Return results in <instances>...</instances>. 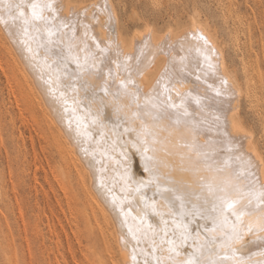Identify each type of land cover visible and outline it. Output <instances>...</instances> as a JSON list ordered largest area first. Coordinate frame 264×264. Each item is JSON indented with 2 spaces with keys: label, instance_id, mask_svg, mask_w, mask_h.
<instances>
[{
  "label": "bare ground",
  "instance_id": "6f19581e",
  "mask_svg": "<svg viewBox=\"0 0 264 264\" xmlns=\"http://www.w3.org/2000/svg\"><path fill=\"white\" fill-rule=\"evenodd\" d=\"M20 2L21 0H0V16H2L4 20L8 21L7 24L4 22H0V25L2 27L1 30L4 31L2 32L0 30V32L5 33L6 36L5 35L3 36L7 37L6 41H8L7 43L10 44V46L6 45V47H4V50L7 56V63H6L7 71L10 73V75L6 74L7 72L4 73L5 75L3 76H5V81H6V83L5 81L4 83L6 84L8 88L9 94L14 98V99L12 98L14 100L13 102H15L14 107L17 108L20 114L19 116L25 117L23 115L24 113L22 114L23 108H21V105H23L32 114L33 120L37 122V125H39L40 129H42L44 133L48 135L49 138H51V142L54 144L55 149H57V153L61 160V165L56 162L57 164L60 165L61 172L65 174V170L69 167V164L73 163L75 166L78 167L77 172H78V177L80 178V180L82 181V178L86 179L87 185L84 184L83 187H84L86 196L90 201V208H91L92 214H94L93 216L96 215L99 219L102 220L103 225H101L100 227L98 225V227L100 228L99 230L100 235L104 243L107 244V247L110 250L111 254L113 253L111 255V258L116 259L113 264H186V262L188 261L190 257L198 261V264H216L215 262H218V264H224V262H227L224 255H227V254L232 255L233 253L232 252L233 246L229 243L228 240H225L223 242L224 250L222 249L223 250L222 255H219L220 252L217 255L215 253L217 250L209 252L211 248H209V251H207V248H208L207 245H209L207 243L214 241V240H210V238H214L218 236V234L216 233L218 232L216 231V228L215 230H212L213 228L211 229L208 225L201 224L199 226L197 225V227H195L192 233L188 231L189 232V235H188L187 226H185L183 222V238H182L183 245H182L180 241L178 242L176 240L178 236L174 237L175 239L172 237L173 234H178V235L180 234L182 225L181 223L176 221L177 218L176 219L174 218L173 213L176 211L172 213V208L167 206V203L169 202L168 198H166L165 196L162 197L163 201H165L164 198L167 199L166 201L168 202L166 203V202H163L162 199L152 200L153 199L152 197L151 199L152 201L149 200L151 203L149 204L148 208H145V204L144 205L141 204L140 200L144 196H141L142 191L137 192L136 189L139 186L140 182L145 181V176H149L150 174L149 172L145 171V162L141 155L144 145L136 143V141L133 140L134 136L132 139H130L131 134L129 132L127 133L126 131V129L130 131L136 130L137 125L135 123V120L139 116H141V115L138 116V114H140L141 108L137 106L140 103V101L138 100H136L138 101L137 105L135 104L126 105L128 101H127V98L125 97H129L132 101V98H134V96L138 93L140 97L142 96L143 98L146 99L147 106H150L148 100L152 98V95H153L152 91L154 90L155 84H158V85L159 83L165 84V81H167L169 77L170 78L172 77L171 80L187 78L186 85H185L186 87L183 88V90L181 91V97L185 100V107H191V108L197 107L196 99H199L200 103L205 104L204 108L202 107L200 109L197 108L198 109V110L196 109L197 111L190 113V115L193 118H196L194 121L192 120V123L196 124L197 127L198 126L201 127L202 130H208V132H209V127H212V126L213 128L215 127L216 128L215 130H217L216 131L217 133H214V134L213 132L212 133L209 132V133L212 136L217 135L214 137L215 138L214 141L216 143L220 144L221 146L228 145L230 146L232 150H234L237 156L235 157L237 158V162H238L236 164L237 165L236 167L240 166L239 172L242 175H247L245 176V178L241 176L242 181L244 183L245 182L248 183L247 186L251 185L252 187H254L255 191H258L261 187H264V157L254 146L252 132L248 130L247 128H245L237 118V110L239 107L238 105L240 104L238 102L242 94V90L239 84L237 83V81L235 80V78L233 77V75L231 74V72L228 70L223 50L220 47L217 40L214 38L215 36H213L210 33L209 29L204 23L199 21L196 17H192L189 23L186 25L185 29L181 33H178V34L173 33V31L171 30L172 26H170L171 27L170 29L167 28L168 30L165 29L167 31H164V33L162 32V34H158L153 29L152 25L150 26L147 24V26L145 27V24H144L145 29L141 31V33L138 31L139 34L137 35H134L135 33L132 34L133 36L128 42H126L122 38V36H120L119 32L116 31L117 29H114L116 32L115 34L113 33V39H111V37H109V34H108L109 29H107L104 23L106 21L105 20L106 15L103 16L104 18V19L102 18L103 20L99 16L104 10V12L107 14L106 17H108L110 23L111 22L113 23L115 21V18L117 16V15L115 16L116 11L115 9L113 10L114 7H112V5L110 6L108 5V0L98 1L100 2L99 4L101 8L103 9L102 11H98V12L94 10L95 7L92 9V11L94 10L93 12H89L87 10V7L91 8L90 6H87L84 11L83 10L77 11L75 9L77 11L76 12L73 8H71L72 5L69 6V3L65 0H47V2L52 4L53 9H55L54 12L45 13L46 15H49L50 17L54 16L52 23L54 25L61 26L64 28L67 27L69 24L77 25L78 26V31H77L78 36L77 37H79L80 38L79 40L82 41L81 44H84V46H86V48L90 50L89 51L90 53L92 52L91 50H93V52L95 51V53L97 52L99 54V61H97L96 65H93V64L91 65V63H94V62H91L90 64H86L87 66L85 68H82L81 64H79L81 63L79 61L83 59V57H79L83 55L81 53L82 49H80L81 47L79 48L77 46L78 43L75 42L70 37L67 39L64 38V40L62 41L57 39L61 49L55 52L53 50L54 48L52 47L51 49L46 46L47 48L44 49L38 46L36 41H34L35 37L34 39L33 38L29 39L23 36L22 32L20 31L19 22L13 23L11 22V20H9V13L6 8V6L10 3L15 4V3H20ZM23 2L25 3V5H27L29 3V0H23ZM109 2L111 1L109 0ZM91 3L93 2L91 1ZM94 4L97 6L96 3ZM110 4H112V2ZM84 8L85 6L83 7V9ZM72 9L74 11H72ZM99 12L101 13L99 14ZM117 20H118V16H117ZM115 23L117 22L115 21ZM116 25H115V28H116ZM137 30L138 29H136L135 31L137 32ZM45 34L47 35L46 32ZM58 34L61 35L60 33ZM34 35H37V38H38V34H34ZM42 35H44V32ZM75 36L76 35H74V37ZM25 40H27V43L22 42ZM52 44H53V41H52ZM55 44L57 45V42H55ZM141 44H145L148 47L147 55L145 57L143 56L145 58L143 62L135 63L136 58L141 56L138 53V51H141L139 50L140 47L143 46ZM29 48H31V51H29ZM86 48L83 51H86L87 50ZM168 52L169 53L171 52V54L167 56V58L165 59H169L170 65L167 63L169 66H165V62L167 61L162 57L163 56L166 57V55H168L167 54ZM93 55L95 56V54ZM83 56L86 57V55H83ZM91 58L93 57L91 56ZM111 58H116V60L122 65V71L119 72L120 75L118 74L117 70H116L117 74L114 71L108 72L106 70H103L104 69L103 67L105 66H107L106 69H108L107 62L108 61L111 62ZM187 58H189L190 60L187 61L188 60ZM196 58H198L201 62L200 63L194 62L193 60H195ZM1 61L3 62L2 59ZM110 62H109V65L112 63ZM207 62H209L210 64L209 66H207ZM82 63L85 64L84 62ZM204 67L210 68L209 71L206 72L207 69ZM0 69L2 72V69L4 68L0 67ZM69 78H72V80H69ZM10 79H12V81ZM120 81H125L127 83L126 91L119 88ZM12 83H14L13 85L15 86V89H13V85H11ZM174 86H171V87L174 88ZM105 87H107L108 89L107 95L103 91ZM181 88L182 87H180V89ZM15 90L17 91V94L15 93L16 92ZM165 92L166 91H164V93ZM94 94H98V96L95 97ZM86 97L89 98V100L90 99L91 100L88 102V100H86ZM103 100H105L106 104L110 105V108H109L110 111L107 110V107L104 106L102 102ZM131 101L130 103H134L133 102L134 99L132 102ZM173 102H175V99L173 100ZM129 108L131 111L129 110ZM127 110L129 111L127 112ZM108 112H110L112 116L109 115ZM125 112H127L128 114L130 113L131 121L129 123H124L122 121V119H125V118L127 119L126 116L128 114H126ZM39 113L41 115V119L39 118ZM144 113L145 112H143V116L146 119L145 121L148 120V122L146 123L148 133L152 134L151 136L153 137V134H156L158 131L154 133V128L156 127H152L153 125L149 122L152 119L148 117L149 112L148 113L146 112L145 114ZM205 113L207 114V116H205L207 119L200 121L201 120L200 117ZM19 116L16 119H18ZM23 119L24 118H21V120ZM139 122L140 124H142L141 121ZM180 126H183V125H180ZM162 129L163 131H166V129L163 128V126H162ZM188 129H184L183 131L187 134ZM23 131H25V129ZM210 131L212 130L210 129ZM160 132L161 131H159L158 133ZM29 134L31 137L32 134L31 133ZM163 135H164V132H163ZM32 136L34 137V135ZM39 137L40 135L38 136V138ZM139 137L140 139L141 138L143 139V134L140 133ZM186 137L190 138V135L187 134ZM145 138L143 140H145ZM187 138L186 139L183 138L184 140L183 142H180V145H181L180 147L184 148L188 152V150H190L191 147L193 148V146L189 141L190 139L189 138L187 139ZM157 139L159 140V136ZM201 139H203V137ZM21 140L23 142V137ZM150 140L149 142L147 141L148 144L150 143ZM206 140L209 141V138H207ZM38 142H41L40 138ZM153 142H155V140L152 141L151 144H153ZM47 143L49 144V142ZM159 143H161V140ZM171 143H175V145L177 144L176 142H171ZM205 143L200 144V145H203L204 147L208 146V142L206 144ZM154 145H156V142ZM158 145H157V151H158V147H161V148L163 147L161 144H160L161 146H158ZM163 145H165L163 149H166L167 144L165 143ZM211 145L214 146L213 143ZM169 147L171 149V145L168 146V150H169ZM172 147H174V145H172ZM212 148L215 149L216 147H212ZM155 149H156V146L153 152L148 151V155L151 156V154L155 152ZM219 149H221V147ZM206 150H209V149H206ZM6 152H5L4 157L6 156ZM171 152H173V150ZM163 153H165V150L163 151ZM178 153L180 154L181 151ZM192 153L194 154V152ZM221 153L223 154V152ZM210 154H212V152ZM162 155L164 154H161V156ZM154 156H157V155L155 154ZM184 156L185 155H183V157ZM186 156L187 157L189 156V159H190V157L193 155L188 154ZM171 157L174 158V156H171ZM177 157L179 156L177 155ZM34 159H35V156H34ZM223 160H224V157H223ZM168 161L169 160H167V162ZM185 161L186 160H184V162ZM187 161L186 163L188 164L192 160L189 162ZM212 161H215V160H212ZM176 162H177V159L175 163ZM180 163H183V161ZM235 163L232 166H234ZM196 164L198 165V163H195L193 165H196ZM238 164L240 165L238 166ZM33 165L35 167V163H33ZM182 165L186 169L189 168V167L187 168V166L184 165V163ZM47 168L50 169V167H47ZM199 169L201 171L203 170V167L202 169L201 167H199ZM239 169H236V171H238ZM6 170L8 171V169ZM35 170L37 169H34V171ZM189 170L192 171V169H189ZM225 170H222V171H225ZM230 170L231 169H229V171ZM50 171H52V169ZM194 171L197 172L196 170H193V172ZM45 173H49V172H45ZM232 173L234 174L235 172H232ZM232 173L231 175H233ZM205 174L209 175L208 171L207 173L205 172ZM224 174H226V172H224ZM227 174L229 175V173ZM213 175H216V174H213ZM10 176H12V174H10ZM237 176L240 178L239 175ZM189 177H191V175ZM223 177L221 179H225L224 184H226L227 177L226 176L224 178ZM219 178L220 177H218V179ZM231 178H235L234 175ZM239 178L237 180H240ZM204 180H206V183H207V180L209 179L207 177V179H204ZM210 181L212 182L211 179ZM231 181L234 182L236 180L231 179ZM238 182L241 184L240 181ZM238 182L237 183L235 182V184H238ZM221 183L223 182H220V184ZM12 185H13V181H12ZM230 185L228 186L229 189H230ZM218 186L219 184H217L216 187L218 188ZM221 186L223 189L222 184ZM234 187L236 186L233 185V188ZM224 188H225V185H224ZM243 188H245V186L242 187V189ZM207 189L209 192V188ZM224 190L225 189H223V191ZM236 190L239 191V189H236ZM236 190H234V192ZM213 191H217V190H213ZM223 191L222 193H225L228 190H226L225 192ZM238 191L236 192L237 196L231 198L228 195L230 199L227 198L229 200H238V203L236 205L237 212H239V210L241 209L243 205H247L249 200H252V198L249 197V195L248 196H243L242 194L238 195L239 194ZM13 192L15 191L13 190ZM217 192H218V197H220V193H221L220 190H218ZM3 194L4 193H2V196H4ZM5 194H6V191H5ZM10 194H13V193H10ZM232 195H235V194L232 193ZM254 200L256 199L252 200L251 207L247 210L245 215H243L242 217L243 218L242 220L245 221L244 224L247 227L246 228L247 231H248L249 225H251L252 229H254L258 222L264 221V205H261V207L257 209L256 205L257 203H259V201L258 200L254 201ZM219 205L220 207L222 206V208L226 209V205H222L221 202ZM178 210L179 209H177V211ZM196 213L199 214V219H201L202 221L205 220V217L200 215L201 214L200 209L197 210ZM178 215H181V214L179 213ZM20 218L22 217L20 216ZM98 218L94 217V220L98 221ZM183 219H185L184 216H183ZM219 219L222 220L220 221V224L222 222L225 228L233 229V226L235 227L237 226L235 217L233 218L229 214H226L220 217ZM237 227H240V226H237ZM241 227H244V226H241ZM217 228L220 229L222 227H217ZM52 229H53V226H52ZM109 229H111L110 237L108 233ZM243 231L239 232V234L241 233L242 235ZM261 232L262 231H260L259 233ZM61 233L60 235H62ZM54 235H56V233ZM57 236L59 235L57 234ZM244 236L246 237V235ZM50 237H52V239H56V238H53V236H50ZM188 237H191L192 240L191 241L187 240ZM256 238H257L256 242L258 244V249L254 250V252L249 257L247 256V253H245L246 254L245 257L246 258L248 257V261H247L248 263L246 264H264V242H263L264 236L258 235ZM48 239L50 240V238ZM260 239L262 242L260 241ZM53 241L54 240H52V242ZM234 241L235 240H233V243ZM249 241L251 243L250 239ZM217 242L218 240L216 241V243ZM42 244L43 243H41V245ZM186 244L187 245L190 244L191 246L190 247L187 246L188 248H186ZM241 244L243 245V243H240V245ZM212 245H214V243H212ZM248 245H245V246L247 247ZM56 246H57V243H56ZM104 246L106 247V245ZM205 246H207V248ZM254 247H255V244H254ZM79 249H80V246H79ZM214 249H217V248H214ZM69 251H70V247H69ZM246 251H249L248 248ZM57 254H58V250H57ZM84 255L85 254H83L82 256ZM71 256H72V253H71ZM234 257L233 259L232 258L229 259V264L235 263L234 260L236 259H234ZM103 258H101V260ZM99 264H100V261H99ZM102 264H105V261L104 263L102 261Z\"/></svg>",
  "mask_w": 264,
  "mask_h": 264
},
{
  "label": "rangeland",
  "instance_id": "374dc122",
  "mask_svg": "<svg viewBox=\"0 0 264 264\" xmlns=\"http://www.w3.org/2000/svg\"><path fill=\"white\" fill-rule=\"evenodd\" d=\"M65 1H67L69 3V6L72 5L71 8H73L74 10L76 9L77 11H82V10L84 11L87 6L91 7V8L87 7V10L89 12H93L94 10L97 12L103 10L99 4L100 2H98L99 0H91L93 3H91L90 0H88L89 2L87 0H65ZM110 1L112 2V4H110L111 2H109V0H108V5L109 6L112 5V7H114L113 10L115 9V11H116L115 16L116 15L118 16V20H117V16L115 18V21L117 23H115V21L113 23L112 22L110 23L108 17H106L107 14L104 12V10L102 11V13L99 12V14L100 13L102 14V15L100 14L99 16L102 19L103 16L106 15L105 16L106 21L104 20L105 21L104 23H105V26L107 27V29H109L108 34H109V37H111V39H113V33L115 34V32L118 31L120 36H122V38L126 42H128L132 38V36H133L132 34L135 33L134 35H137V34H139V32L141 33V31H143L145 29L147 24L150 26L152 25L153 29L158 34H162V32L164 33V31H167L168 29L171 28L170 26H172L171 30L173 31V33L178 34V33H181L185 29L186 25L189 23V21L192 17H196L199 21H201L202 23H204L207 26L210 33L213 36H215L214 38L217 40V42L219 43L220 47L223 50L228 70L231 72V74L233 75V77L235 78V80L237 81V83L239 84V86L241 87V90H242V94H241V96L239 98V102H238L240 104L238 105L239 107L237 110V118L245 128H247L248 130H250L252 132L254 146L257 148V150L264 157V0H110ZM82 3H83V5H82ZM94 3H96L97 6ZM88 4H90V5H88ZM93 4H94V6H93ZM84 6H85V8L83 9ZM93 8H94V10L92 11ZM73 9H72V11H74ZM96 9H98V10H96ZM144 24H145V27H144ZM115 25H116V28H115ZM55 26L58 27L57 28L58 31L56 32V34L52 37V39L50 41H49V38L47 37V35L45 34V32H44V35H42L43 33L41 35L38 34L39 39L37 38V35H34L36 33L33 34V36L35 37L34 41H36L38 46H40L44 49L47 47L48 48L52 47V48H54L53 50L56 52V51L61 49V47L58 43V40L62 41V40H64V38L67 39L70 37L71 39H73L75 42L78 43L77 46L79 48L81 47L80 48V49H82L81 53L83 55H86V57L83 55L79 56V57H83V59L81 61H79V62H81V63H79V64H81V67L85 68L87 66L86 64H90L91 62H94V63H91V65L92 64L96 65L97 61H99V54L97 52L95 53V51L93 52V50H91L92 52L90 53L89 52L90 50H88L86 48V46H84V44H81L82 41L79 40L80 39L79 37H77L78 36L77 35L78 26L77 25H75V24L70 25L69 24L65 28L61 27V26H57V25H55ZM1 29H2V27L0 25V30ZM114 29H117V30L115 31ZM136 29H138L137 30V32L139 31L138 33L135 31ZM165 29H167V30H165ZM1 31L4 32L3 30H1ZM2 32H0V58L3 60V62L0 59V62H1L0 67L4 68L6 70L2 69V72H1V69H0V128H1L0 129V135H1L0 138H2V139H0V143H1L0 144V186H1L0 187V264H99V261H100V264H102V261H103V263L105 261V264H106V262H107V264H113L116 259L111 258V255L113 253L111 254L110 250L107 247V244L104 243V241L100 235V231H99L100 228L99 227L101 225H103L102 220L99 219L96 215L93 216L94 214H92V211L90 208V201L87 198L84 187H83L84 184L87 185L86 179L82 178V181L80 180V178L78 177V172H77L78 167L75 166L73 163L69 164V167L65 170V174H63L60 170L61 160H60L59 155L57 153V149H55L54 144L51 142V138H49L48 135H46L44 133V131L42 129H40L39 125H37V122L35 120H33L32 114L25 108V106L21 105V108H23L22 114L24 113L23 115L25 117L19 116L20 114H19L17 108L14 107L15 106L14 105L15 102H13L14 98L9 94L8 88L5 84L6 83L5 76H3V75H5L4 73H6V72H7L6 74L10 75V73L7 71V64H6L7 63V56H6V52L4 50V47H6V45L10 46V44L7 43L8 42V41H6L7 37H5L6 36L5 33H2ZM58 33H60L62 36L59 35ZM68 34H69V36H68ZM3 35H5V36H3ZM74 35H76V36L74 37ZM52 41H53V44H52ZM54 41L57 42L58 46L55 44ZM141 45H143V46H141ZM141 45L140 46L142 48L140 47V49H139L141 51H138V53L141 56L136 58L135 63L143 62L145 60L144 57L147 55L148 47L145 44H141ZM85 48L87 50L83 51V50H85ZM93 54H95V56ZM167 54L168 55H166V57L163 56L162 58H164V59L167 58V56H169L171 54V52L170 53L168 52ZM87 55H89V56H87ZM91 56L93 58H91ZM187 59H188L187 61L190 60L189 58H187ZM165 60L167 61V62H165V66H169L170 65L169 59H165ZM193 61L199 62V63L201 62L198 58H196ZM82 62H84L85 64H83ZM109 62L110 61L107 62L108 63L107 64L108 69H106L107 66L103 67L104 69L103 68L102 69L106 70L108 72L114 71L116 74L118 71V74L120 75L119 72L122 71V65L116 60V58H111L112 63L110 62L111 63L110 65H109ZM3 64H5V65H3ZM209 65H210L209 62H207V66H209ZM118 68H120V69H118ZM204 68L207 69L206 72H208L210 69L207 67H204ZM171 79H172V77L171 78L169 77L167 79V81H165V84L164 83H159V85L155 84L154 90L152 91V93H153L152 98H150L148 100L150 106H147L146 99L143 98L142 96L140 97V95L138 93L134 96V98H132V101L134 99V101H133L134 103H130L131 99L129 97H125V98H127V101H128V102L126 101L127 102V104L125 103L126 105H129V104L137 105L138 101H140V103L137 106H139V108H141L140 114H138V116L139 115H141V116H139V117L137 116L138 117L137 119L135 118L136 119L135 123L138 127L136 126L135 131H130V130L127 131V133L129 132L131 134L130 139H132L134 136L133 140L136 141V143L144 145L143 147L149 145L148 146L149 151H152V152L154 151V148L156 146V149H155L156 153L154 152L153 154H151V156L154 157V160L152 162V166L156 172L157 179H156V182L149 183L150 175L145 176L144 182H146V184L148 186L143 187L140 190V192L141 191L144 192V193L141 192V196H144V197L143 198L141 197L142 199L140 200V202L142 205H144L145 204L144 201L147 199L148 205H149L151 203L150 201H152V200H155V199L161 200L162 199V201H163L162 197H164V196L166 198H168L169 202L166 201L167 200L166 198H164L165 201H163V202H166V203L168 202L167 206L172 208V213L174 211H176L173 213L174 218L175 219L177 218L176 221H178L182 225L180 234L179 235L173 234L172 237L174 238V237L178 236L176 238V240L178 242L180 241L181 243L183 241L182 240V238H183V222H184L185 226H187V232L189 231L190 233H192L194 231L195 227H197V225L199 226L201 224L208 225L212 229L213 228L212 227L213 226V220H215L216 221V231H218L219 233L216 232L218 234V236H216L214 238H210V240H214V241H211L210 243L208 242L207 244H209V245L206 244L208 246V248H207V246H205L207 248V251H209V248H211L209 252L217 250L218 252L216 251L215 253L218 255V253L220 252L219 255H222L223 250H224V248H223L224 243L223 242L225 240H228L229 243L233 246V251H232L233 253H232V255H229V254L224 255V257L226 258V261H227V262H224V264L225 263L229 264V259H231V258L233 259L234 255H235L234 259H236V260H234L235 261L234 264H246V263H248L247 262L248 257L254 252V250L258 249L256 237L258 235L264 236L263 231L261 233H259L260 231L256 230L257 227L261 223H264V221L258 222L259 224L257 223L256 227L254 229H252V231H247L246 230L247 227L244 224L245 221L242 220L243 219L242 218L243 216H242L241 222L237 223V226H240V227H237V226L235 227L237 229V233H238V237H239V238H237V236L233 234V229L230 228L231 229L230 230L229 228H225L223 226L222 222L220 224V221H222L219 219L220 217H222L226 214H229L230 216H232V214H231V212L224 210V208H222V206L220 207L219 204L221 202V199H220L221 197H227L230 199V197L233 198V197L237 196L236 192L238 190H236V189H239L238 195H240V194H242L243 196L249 195V197H251L252 200L256 199V198H253L252 195L250 196V192H249L250 189L253 192H255V188L252 187L251 185L247 186L248 183H246V182L244 183L242 181L241 176L243 178H245V176H247V175H242L239 172L240 171V169H239L240 164H238L239 167H236L237 166L236 164L238 162H237V158H236L237 156H236L234 150H232L230 148V146H228V145H226L227 147L225 145L221 146L220 144H218L214 141V139H215L214 137L217 135L212 136L210 133H212V132H213V134L217 133L216 132L217 130H215L216 128L215 127L213 128V126L209 127V132H210L209 133L208 130H202L201 127H199V126L197 127L196 124L192 123V120L194 121L196 118H193L190 115V113L197 111L201 107L204 108L205 104L199 103L200 105L196 104L197 107H193V108L186 107L187 111L189 113V116L185 118L188 121L187 123H185L184 121H182V123H180V125H183V126L174 125L170 121L167 122V119H164L166 121H164V120L154 121L153 120V116L155 114L159 113L160 111L166 109L170 103H176V104L181 103V98H182L181 97V91L183 90V88L186 87L185 85H186V81H187L186 79L187 78L186 79L181 78V79H177V80L176 79L171 80ZM10 80L12 81V79H10ZM69 80H72V78H69ZM4 81H5V83H4ZM13 84L14 83H12L11 85H13ZM180 84H182V85H180ZM171 86H174V88ZM179 86L182 88L180 89ZM168 87L171 89H169ZM176 88H178L179 90ZM13 89H15L14 85H13ZM164 91H166V92L164 93ZM15 93L17 94V91ZM170 94H172V95H170ZM174 94H175V96H174ZM94 95H95V97L98 96V94H94ZM164 95H166V96H164ZM169 96H171L172 101L169 100ZM174 99H175V102H173ZM176 99H177V101H176ZM86 100H88V102H89L91 99L89 100V98L86 97ZM136 100H138V101H136ZM102 102H103L104 106L107 107V110L110 111V109H109L110 105L106 104L105 100H103ZM129 110H130V108H129ZM129 110H127V112ZM169 111H173V110L171 109ZM127 112H125V113L128 114ZM143 112H145V113L149 112L148 117L152 118L151 120H153V121L150 120L149 122L153 125L152 127L157 128V129L154 128V133L156 131H158V132L161 131L160 133L157 132L156 134H153V137L151 136L152 134L148 133V129L146 127V123L148 122V120L145 121L146 119L143 116ZM15 114H17V115H15ZM108 114L111 115L110 112H108ZM18 116H19V118L16 119ZM205 116H207L206 113L200 117V119H201L200 121L207 119ZM20 117L24 118L23 120H25V121L21 120ZM26 117H27V119H26ZM126 117H127V119L126 118L122 119V121L124 123H129L131 121L130 113ZM39 118L41 119L40 113H39ZM19 119H20V121H19ZM27 120H29V121H27ZM138 120L141 121L142 124H140V122ZM142 121H144V122H142ZM139 126H141L143 128H141ZM162 126H163V128L166 129V131H163ZM12 127H14V128H12ZM179 127H180V129H179ZM181 127H182V129H181ZM11 129H13V130H11ZM24 129H25V131H23ZM169 129H171V130H169ZM176 129H178V130H176ZM184 129H188L187 134L190 135V138L189 137L188 138L190 139L189 141L193 146V148L191 147V149L188 150V152L184 148L180 147L181 146L180 142H183V140L187 138L186 137L187 134L183 131ZM210 129L212 131H210ZM20 131H21V133H20ZM162 131L164 132V135H163ZM33 132L34 133L37 132V133L34 134ZM167 132H169V133H167ZM29 133L34 135V137L32 135L30 137ZM138 133L143 134V139L146 137L145 140L148 142L151 139L150 143L148 144V142H147L146 145L144 143H141L140 141L143 139L142 138L140 139V137L137 138ZM176 133H177V135H176ZM21 134L22 135L24 134V135L22 136ZM38 134L40 135L39 138H40L41 142H38V140H39ZM185 134H186V136H185ZM35 135H36V137H35ZM44 135H46V136H44ZM144 135H145V137H144ZM21 136L23 137V142L21 140L22 139ZM158 136H159V140L157 139ZM165 136H167V137H165ZM41 137L43 140L41 139ZM202 137H203V139H201ZM153 138L156 142V145H154L155 142H153V144H151L152 141H154ZM207 138H209V141L206 140ZM160 140H161V143H159ZM163 141H164V143H163ZM165 141H167V142H165ZM47 142H49V144ZM171 142H176L177 143L176 145L178 146V144H179V146L177 147L175 145V143H171ZM205 142L206 143L208 142V146L204 147L203 145H200V144H204ZM162 143L167 144L166 145L167 150L163 149L165 147V145H163ZM210 143L211 144L213 143L214 146H212ZM160 144L163 147L162 148L158 147V151H157V145L161 146ZM151 145H153V146H151ZM170 145H171V149L169 147V150H170L169 151L168 146H170ZM172 145H174V147H172ZM175 147H177L179 149H177ZM212 147H216V148L214 149ZM220 147H221V149H219ZM225 147L227 148V150ZM198 148H199V150H198ZM206 149H209V150H206ZM19 150H21V151H19ZM164 150H165L166 154L163 153ZM172 150H173V152H171ZM180 151L183 155H185L184 157L181 153H180L181 154V156H180V154L178 153ZM191 151L194 152V154ZM5 152H6V156H5L6 158L4 157ZM211 152H212V154H210ZM221 152H223V154ZM195 153H197V154H195ZM155 154L157 156H154ZM161 154H164V155L161 156ZM188 154H191L193 156H191L189 159L190 155L188 157L186 156ZM229 154H231V155H229ZM232 154H234V155H232ZM177 155L179 157H177ZM34 156H35V159H34ZM171 156H174V158H172ZM162 157H164V158H162ZM180 157H181V159H180ZM223 157H224V160H223ZM183 158L186 161L188 160L187 162H189L191 160L192 161L187 164L186 161L184 162ZM163 159H165V160H163ZM176 159H177V162L175 163ZM193 159H194V161H193ZM167 160H169V161L167 162ZM212 160H215V161H212ZM225 160H229L228 166H226L224 164ZM35 161H37V162H35ZM163 161H165V162H163ZM178 161H180V162L183 161L184 165H186L187 168L188 167L189 168L186 169L185 167H183V165H182L183 163H180ZM5 162H7V163H5ZM56 162L59 163L60 165L57 164ZM194 162L198 163V165L197 164L193 165V164H195ZM33 163H35V167H34ZM234 163H235V165H234L235 167L232 166ZM5 167H7V168H5ZM47 167H50V169ZM181 167H183V168H181ZM195 167L198 169H199V167H201V169L203 167V170H201L203 173L200 171V169L198 170ZM229 167H231V168H229ZM6 169H8V171ZM34 169H37V170L34 171ZM51 169H52V171H50ZM189 169H192V171ZM206 169H207L208 174L210 176L205 174V172L207 173ZM213 169H214V171H213ZM229 169H231L232 172H235V173L233 174L231 172V170L229 171ZM236 169H239V170L236 171ZM44 170H45V172H49V173H45ZM193 170H196V171L198 170L197 171L198 173L195 171L193 172ZM211 170H212V172H211ZM216 170L217 171L219 170V171L217 172ZM222 170H225V171H222ZM6 171L8 172V174ZM17 171H18V173H17ZM168 172H170V173H168ZM224 172H226V174H224ZM210 173H212V174H210ZM217 173L219 174V176ZM227 173H229V175ZM231 173L234 175L235 178H231L233 176V175H231ZM237 173H239V174H237ZM10 174H12V176H10ZM187 174H188V176H187ZM198 174H200V175H198ZM213 174H216V175H213ZM222 174L224 177L225 176L227 177L226 184H228V185L224 184L225 179H221L223 177ZM190 175L192 178L189 177ZM203 175H205V176H203ZM237 175H239L240 178ZM198 176H199V178H198ZM201 176H203L204 178ZM206 176L209 179V180H207V183H206V180H204V179H207ZM211 176H212V178H211ZM228 176H229V178H228ZM218 177H220L219 178L220 180L218 179ZM238 178L240 180H237ZM210 179L212 180V182L210 181ZM231 179L236 180V181L233 182V181H231ZM228 180H229V182H228ZM12 181H13V185H12ZM238 181H240L241 184ZM216 182H217V184H219L218 188L216 187L217 186ZM220 182H223V183H221L223 185V189H225L223 192L228 190L227 191L228 193L225 192L226 193L225 194V193H222V191H220L221 192V193L219 192L220 197H218L217 191L222 189ZM235 182L236 183L238 182V184H235ZM209 183L211 184V186L214 187V188L212 187V189L217 190V191H211V193H210V191L208 192L207 188H209V186H210ZM213 183H215L216 185ZM230 183H231V185H230ZM243 183H244V185H243ZM157 184L159 185V189H160L158 192L156 190L157 187H155ZM224 185H225V188H224ZM229 185H230V189L228 188ZM233 185L236 187L233 188ZM10 186H12V187H10ZM244 186H245V188L242 189V187H244ZM166 189H172L173 191L169 192V191H166ZM13 190L15 192H13ZM155 190H156V192H155ZM234 190H236V191L234 192ZM242 190H243V192H242ZM5 191H6V194H5ZM10 191H12V192H10ZM229 191H231V192H229ZM1 192L4 193L3 194L4 196H2ZM63 192H64V194H63ZM215 192H216V194H215ZM10 193H13V194H10ZM232 193L235 195H232ZM15 195H16V197H15ZM63 196H65V197H63ZM152 197H153V199H152ZM157 197H159V198H157ZM180 199H182L183 201ZM254 201H257V199ZM171 202H173V203H171ZM217 203H219V204H217ZM16 205H18V206H16ZM206 205H207V207H206ZM172 206H174V207H172ZM177 209H179V210L177 211ZM199 209L201 211L200 215L205 217L204 221L199 219V214L196 213V211ZM181 210H183V211H181ZM32 211H33V213H32ZM179 213L182 216L178 215ZM19 215L22 218H20ZM237 215H239V212H237ZM183 216L185 217V219H183ZM94 217L98 218V221L94 220ZM232 217L234 218V216H232ZM47 220H48V222H47ZM22 222H24V223H22ZM47 224L49 225V227ZM98 225H99V227H98ZM23 226L25 229L23 228ZM52 226H53V229H52ZM61 226H63V227H61ZM241 226H244V227H241ZM34 227H36V228H34ZM217 227H222V228L219 229ZM239 228H240V230H239ZM242 228L244 231L242 230ZM222 229H224V230H222ZM60 230L62 231V233ZM221 231H222V233H221ZM242 231H243V233H242L243 237H242L241 233L239 234V232H242ZM50 232H51V234H50ZM189 232H188V235H189ZM246 232H247V234H246ZM55 233H56V235H54ZM60 233L62 235H60ZM108 233H109V237H110L111 229L108 230ZM181 233H182V235H181ZM57 234L59 236H57ZM248 234H250V235H248ZM49 235L53 236V238H56V239H52V237H50ZM244 235H246V237ZM48 238H50L51 241ZM190 238L191 237H188L187 240L191 241L192 238L191 239ZM87 239H88V241H87ZM249 239L251 240V243H250ZM52 240H54V241L52 242ZM217 240H218V242L216 243ZM233 240H235L234 243H233ZM95 241H96V243H95ZM260 241H261V239H260ZM78 242H79V244H78ZM97 242H98V244H97ZM41 243H43L44 245L43 244L41 245ZM47 243L50 245H48ZM56 243H57V246H56ZM212 243H214V245H212ZM240 243H243V245L242 244L240 245ZM53 244H55V245H53ZM234 244H235V246H234ZM248 244H250V245H248ZM254 244H255V247H254ZM51 245H53V246H51ZM78 245L80 246V249H79ZM98 245L100 246L101 249L99 248ZM104 245H106V247ZM182 245H183V243H182ZM217 245H218V247H217ZM245 245H248V246L246 247ZM187 246L190 247L191 245L186 244V248H188ZM69 247H70V251L72 253V256H71V253L69 251ZM214 248H217V249H214ZM241 248H243V249L245 248L244 249L245 251ZM247 248L250 252L246 251ZM57 250H58V254H57ZM99 251H101L103 253H101ZM245 253H247V256H248L247 258L245 257L246 256ZM83 254H85V255L82 256ZM210 254H212V253H210ZM99 255H101V256H99ZM101 258H103V259L101 260ZM240 259H241V261H240ZM106 260H108V261H106ZM242 260H244V261H242ZM215 263L218 264V262H215Z\"/></svg>",
  "mask_w": 264,
  "mask_h": 264
},
{
  "label": "snow or ice",
  "instance_id": "6c2138e0",
  "mask_svg": "<svg viewBox=\"0 0 264 264\" xmlns=\"http://www.w3.org/2000/svg\"><path fill=\"white\" fill-rule=\"evenodd\" d=\"M7 11L9 13V20L11 22L16 23L19 22L20 25V31L22 32L23 36L29 39L34 38L33 33L36 34H42L43 32H47V36L49 38V41L51 38L56 34L58 29L56 26L52 23L53 17H50L49 15H46V12H54L55 9H53L52 4L47 2V0H29V3L25 5L23 0H21L20 3L15 4H8L6 6ZM0 22L8 23L7 20H4L2 16H0ZM31 30V31H30ZM24 43H27V40L22 41ZM29 51H31V48H29ZM104 51V50H102ZM78 63V61H77ZM79 66V65H78ZM130 82V81H129ZM226 83V81H225ZM119 88L123 90H127V83L125 81H120ZM167 90V89H166ZM104 93L107 95L108 89L105 87L103 89ZM219 94V93H218ZM179 95V94H178ZM169 100H171V97H169ZM196 103L199 104V99H196ZM168 109H172L173 111H168ZM189 116V113L187 111V108L185 107V100L182 98L180 104L176 103H170L166 109L160 111L159 113L155 114L153 116L154 121H161L164 119H167L174 125H179L182 121L187 123L188 121L185 119ZM95 122V121H94ZM126 131H129L126 129ZM134 131V130H132ZM139 133L137 134V137L139 138ZM141 143L147 144V141L141 140ZM149 148L145 146L143 148V151L141 153L142 158L145 162V171L149 172L150 174V181L149 183L155 182L157 179L156 172L152 166V162L154 160L153 156L148 155ZM229 160H225L224 164L228 165ZM148 185L145 182H140L139 186L137 187L136 191L139 192L141 188L147 187ZM157 191H159V185H156ZM166 191H173L172 189H166ZM209 191H213L212 187L209 186ZM220 191H223V189H220ZM250 195H252L254 198H256L259 203H257L256 208H260L261 205H264V187H261L258 191L253 192L251 189L249 190ZM221 203L222 205H226V211H230L232 216L235 217L236 223H239L241 221V217L245 215L247 210L252 205V200L248 201L247 205H243L241 209L239 210V215H237L236 205L238 203V200H229L227 197H221ZM145 208H148V202L147 200L144 201ZM154 210V209H153ZM216 228V221L213 220V229ZM257 231H264V223H261L257 229ZM248 231H252V226L249 225ZM233 234L238 237L237 229L235 226H233ZM231 238V237H230ZM186 264H198V261H196L193 258H189Z\"/></svg>",
  "mask_w": 264,
  "mask_h": 264
}]
</instances>
